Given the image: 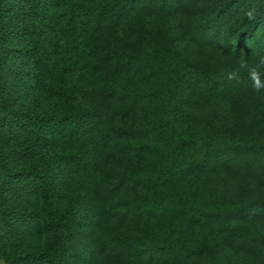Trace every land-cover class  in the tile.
I'll list each match as a JSON object with an SVG mask.
<instances>
[{"label": "trees", "instance_id": "trees-1", "mask_svg": "<svg viewBox=\"0 0 264 264\" xmlns=\"http://www.w3.org/2000/svg\"><path fill=\"white\" fill-rule=\"evenodd\" d=\"M12 1L0 0V260L264 254V90L225 75L264 56V0ZM253 5L257 23L241 12ZM13 41L10 73H25L30 103L11 115ZM10 121L13 169L1 149ZM31 237L44 246L19 254Z\"/></svg>", "mask_w": 264, "mask_h": 264}, {"label": "rangeland", "instance_id": "rangeland-1", "mask_svg": "<svg viewBox=\"0 0 264 264\" xmlns=\"http://www.w3.org/2000/svg\"><path fill=\"white\" fill-rule=\"evenodd\" d=\"M10 6V10L7 9V11H13V7L14 5L17 4V2H14L12 0H8ZM23 6L22 4L19 6L21 7ZM8 7V8H9ZM15 23H19L18 21H14L12 19V24L14 25ZM23 24V23H21ZM23 35V34H22ZM21 35V36H22ZM21 36H19L21 38ZM20 40H18L17 42H19ZM14 44H11V47L13 48V50L10 53V56H8L5 60L6 64L4 66V74H3V80L2 83L5 87V91L7 93V106L9 108V112L11 111V115L13 113H16L18 111L21 110H26L27 107L29 106L30 100H29V96H28V88L26 86L25 83V73L21 74H13L10 73L11 71V64H10V60L12 58H14V55L16 53V62H19V60L21 59V56L17 54V52L19 51V44L15 41H13ZM9 47V45H8ZM7 108V109H8ZM12 121H10L9 124V133H6L4 136V140L1 141L3 144L1 145V149L4 150L5 156L9 157L12 159V153H14L15 151V142H13L15 139V133L17 131H13L14 135L11 133L12 130H15L13 124L11 123ZM14 161L12 159V162L10 160L7 161V164L13 169V165H14ZM16 165V164H15ZM19 181H14V186L17 184H19ZM243 188H236V190H242ZM243 191V190H242ZM16 203L15 201H8V211L12 214L9 215L8 217V221H7V226L9 228H13L14 224L16 225V221H18L17 217L15 214H17V210H15ZM29 241L25 240H21V244L19 245V254L23 255V253L26 252H31L32 250L38 249V247H42L44 246V241H40L39 239L37 240V238L31 237L28 238ZM31 239V240H30ZM17 248V247H16ZM18 249V248H17ZM16 249V250H17ZM18 251V250H17ZM225 254L226 257L228 258H221L222 261L225 264H264V254L257 252V250L252 253V254H248V252H244L242 250H226L223 252ZM78 254L83 258L82 255V251L81 249L78 250ZM79 260H81L79 258Z\"/></svg>", "mask_w": 264, "mask_h": 264}, {"label": "clouds", "instance_id": "clouds-1", "mask_svg": "<svg viewBox=\"0 0 264 264\" xmlns=\"http://www.w3.org/2000/svg\"><path fill=\"white\" fill-rule=\"evenodd\" d=\"M241 12L250 23L258 22V9L254 5L242 8ZM241 74H246L256 92L264 90V80L261 79L262 74H264V56H261L256 63H249L247 58L242 57L235 67L227 71L225 75L227 80L233 81L238 80Z\"/></svg>", "mask_w": 264, "mask_h": 264}, {"label": "crops", "instance_id": "crops-1", "mask_svg": "<svg viewBox=\"0 0 264 264\" xmlns=\"http://www.w3.org/2000/svg\"><path fill=\"white\" fill-rule=\"evenodd\" d=\"M2 170H1V166H0V176H1ZM0 264H5L2 260H0Z\"/></svg>", "mask_w": 264, "mask_h": 264}]
</instances>
